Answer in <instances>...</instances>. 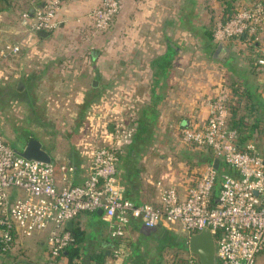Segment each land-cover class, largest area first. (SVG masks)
<instances>
[{"label": "crops", "instance_id": "crops-1", "mask_svg": "<svg viewBox=\"0 0 264 264\" xmlns=\"http://www.w3.org/2000/svg\"><path fill=\"white\" fill-rule=\"evenodd\" d=\"M47 1L0 0V133L15 149L19 138L22 146L30 136L37 138L52 157L59 186L62 166L75 168L72 182L84 181L93 149L63 136L67 144L61 153L63 139L57 134L51 137L55 153L42 133L52 123L71 131L90 118L94 142L102 139L116 153L122 196L136 204L155 203L165 188L183 190L193 169L210 161L208 152L183 143L181 130L206 122L208 103L221 87L231 95L237 87L254 89L263 97L258 47L239 40L219 44L212 36L226 1L254 0H120L112 25L101 32L89 14L102 0H62L59 27L41 37L28 30L23 15L32 16ZM11 45L20 52L2 58ZM8 94L10 104L2 102ZM73 221L69 231H85V258L103 252L104 264H165L164 226L149 230L131 219L121 239L111 235L101 211ZM48 234L18 236L13 251L0 248V256H8L10 264H51ZM56 264L68 260L63 256Z\"/></svg>", "mask_w": 264, "mask_h": 264}, {"label": "built area", "instance_id": "built-area-1", "mask_svg": "<svg viewBox=\"0 0 264 264\" xmlns=\"http://www.w3.org/2000/svg\"><path fill=\"white\" fill-rule=\"evenodd\" d=\"M62 6V0H48L32 16L25 13L28 30L54 32ZM120 7V0H102L89 14L95 31L108 29ZM212 36L219 44L241 38L249 46L254 44L259 51L256 65L264 72V0L240 3L231 17L217 22ZM19 52L18 45H11L1 56L10 59ZM230 98V90L221 87L208 103L206 122L182 128L183 143L208 152L210 161L193 169L183 190L165 188L155 203L136 204L122 196L111 149L91 151V170L82 183L72 182L73 166H62L59 186L54 164L25 159L0 134L2 252H12L18 236L48 231L49 255L55 260L71 241L67 222L82 212L101 211L114 238L127 237L131 219L148 229L178 227L187 241L191 234L208 229L219 263L264 264V140H254L257 131L250 140H241L230 126ZM216 159L218 169L213 166ZM187 253L188 264H199L195 255Z\"/></svg>", "mask_w": 264, "mask_h": 264}, {"label": "trees", "instance_id": "trees-1", "mask_svg": "<svg viewBox=\"0 0 264 264\" xmlns=\"http://www.w3.org/2000/svg\"><path fill=\"white\" fill-rule=\"evenodd\" d=\"M225 3H226V11L224 14L225 15L224 19H227L236 12V8L238 7L240 3L236 4L234 2H228V1H226ZM241 3H244V2H241ZM241 40L245 42V38H241ZM250 46L254 47V44ZM255 99L256 98H254V95L252 92H250L247 89L237 87V89L233 90V93L229 100V108L231 112L230 126L234 130L240 133L242 141L250 140L252 138V134L258 131V128H259L258 122L251 120V118H252V114L258 111L257 109L258 108L260 109L261 108L260 106H263V104L262 103L257 104L258 97H257V101H255ZM216 192L217 191H215V194ZM84 213H94V212H82L80 214H84ZM69 232L71 234V241L69 242L68 246L65 248V250L61 253V255L58 258H56L55 260H52L49 256L50 258L49 260L51 264H56L57 260L63 256L67 258L68 264H104L105 263L106 257L103 252H95V253L89 254L87 258L84 257L85 255L84 254L85 253L84 252V240H85L84 230H82L80 227H75ZM185 240L186 238L184 236L182 240L177 243L178 244V247H176L177 252H175L174 254L172 252L170 254V258L172 260L165 264H188L189 261L183 257V254L185 252H188L187 245H185ZM170 245L171 244L167 245L165 243V248L168 249V246ZM1 251H2V248H1ZM180 255L181 257H179ZM218 264H221V263L218 262Z\"/></svg>", "mask_w": 264, "mask_h": 264}, {"label": "rangeland", "instance_id": "rangeland-1", "mask_svg": "<svg viewBox=\"0 0 264 264\" xmlns=\"http://www.w3.org/2000/svg\"><path fill=\"white\" fill-rule=\"evenodd\" d=\"M253 91H254V89H253ZM253 93L255 94L254 95V98H256L255 101H257L256 93L255 92H253ZM262 96L263 97H259L258 96L257 104L258 103H262L263 106H260L261 107L260 109L258 107H256V108H258L257 109L258 111L254 112L252 114V118H251V120L258 122V126H259L258 131H257V134H256L257 137H255V139H254L255 141L264 140V93L262 94ZM2 102H6L7 104H10L9 103L10 102L9 94H8V97L6 99H2ZM86 113H87L86 115L88 116L89 109H86ZM1 118H3L2 121L4 122V125H7V128H8L7 131H10V129H9L10 122H9L8 116L6 114H2L1 115ZM83 119H84L83 121L81 120L82 121L81 122V125H79V124L75 125L76 127L74 129H72L71 131H68L66 129L64 130L62 128L61 129L60 128H57V127L54 126L53 123L50 124V126H48V127H49L50 130H53V131H50L48 129L42 131V133L45 135V137H48V139H47V145H49L48 147L50 149H53V151L56 153V150H54V149H57V147L54 148V146L52 145L53 143H52V138L51 137L53 135H54V137H56L57 134H60V136L62 135L61 138L63 139L61 141L63 143V146H60L59 147V149H60L59 151H61V153L66 150V146L65 145L67 143H66L65 139L67 137L69 139H71V140L73 139L74 141H76L77 138H79V140L81 141V143H83V144L85 143V147H90L91 146V148L93 150L96 149V147L97 148L104 147L105 146V143L102 141V139H99L97 141L98 142L97 144L92 139V135H91V131H90V128H91V126H90V118H87V119L83 118ZM63 136H65L66 138L63 137ZM2 137L5 139V137L3 135H2ZM21 141L22 140H20V138H19V140L15 142V146L16 147H21L22 146V142ZM79 147L82 148V146L80 145L78 147H74V149H77ZM161 235L163 236L164 243H166L167 245L168 244H171L170 246H168V249L166 250V257L164 259V263H167V262H170L172 260L170 258V254L172 252H173V254L175 252H177V250H176V247H178V244L177 243L179 241H181L182 238L184 236H186V235L184 233H182L178 227L169 226V225H164V228L162 229V234ZM186 242H187V240H185V245H186ZM181 255L179 257H181ZM188 255L189 254L187 252H185L183 254V257L184 258H187ZM10 262L11 261L8 258V256H4V255L0 256V264H10Z\"/></svg>", "mask_w": 264, "mask_h": 264}, {"label": "water", "instance_id": "water-1", "mask_svg": "<svg viewBox=\"0 0 264 264\" xmlns=\"http://www.w3.org/2000/svg\"><path fill=\"white\" fill-rule=\"evenodd\" d=\"M41 37L49 35L46 31H39L37 33ZM113 125H109V130L113 132ZM16 152L28 160H35L43 163H52V157L48 151L43 147L42 143L35 137L30 136L27 142L21 146L16 147ZM215 169L219 167V160L216 159L213 164ZM73 219L66 224L68 229L73 226ZM153 230V229H149ZM188 252L195 255L199 264H218L215 256V241L210 230L205 229L200 233L191 234L187 241Z\"/></svg>", "mask_w": 264, "mask_h": 264}]
</instances>
